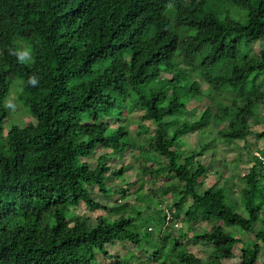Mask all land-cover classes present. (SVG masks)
<instances>
[{"label": "trees", "instance_id": "1", "mask_svg": "<svg viewBox=\"0 0 264 264\" xmlns=\"http://www.w3.org/2000/svg\"><path fill=\"white\" fill-rule=\"evenodd\" d=\"M263 78L264 0H0V264H258ZM12 79L14 116L32 121L7 128ZM249 137L262 148L243 147V185L224 177L225 153L201 190L210 166L200 152L212 143L235 153ZM192 139L198 148L186 149ZM97 147L110 152L92 167ZM127 150L138 162L136 192L149 189L142 212L95 198L126 175L108 162ZM168 194L167 205L151 206ZM79 209L100 214L92 223ZM182 215L191 238L170 233Z\"/></svg>", "mask_w": 264, "mask_h": 264}, {"label": "rangeland", "instance_id": "2", "mask_svg": "<svg viewBox=\"0 0 264 264\" xmlns=\"http://www.w3.org/2000/svg\"><path fill=\"white\" fill-rule=\"evenodd\" d=\"M262 81L264 82V78L262 79ZM19 84L18 80H14L12 79L9 83V98L6 101V105L9 107V118L7 119L6 122H4L5 127L9 128L13 123H17V125L19 127H23L24 123H27L28 121H32L29 117H27L26 114H24V116H26V118L22 115H20L19 117L14 116V114H16V112L18 111V102L21 100L20 99V92L17 91V85ZM202 85V84H201ZM11 97V99H10ZM203 105L201 104V107ZM194 107L193 103H189L188 104V108L192 109ZM126 112L123 113V115L125 116ZM138 113H131L130 116L132 117V119H135L137 117ZM23 118V119H21ZM153 126V125H152ZM6 130V128H5ZM129 130L131 131V133H134L136 131V127L135 126H130ZM255 132H260L262 130V123L260 122L258 125H256L253 129ZM6 132V131H5ZM3 132V135L4 133ZM256 139H254V137H249L246 141L244 142H237L236 143V152H228L226 145L223 146H218L216 147V145L214 144H210V147L212 148L211 152H205V150H202L200 152L199 157H197L198 160H207L206 163H208V165L210 166L209 170V177L208 179L205 181V185L203 186V189L207 188L208 186H210L211 184H213L217 178L213 175V172L215 170H219L222 171L224 164L220 161V158L223 157L226 153L225 158L226 163L228 164V168L227 170H225L226 172H223L224 177H230V184L234 185V183L237 186H242V182L239 181V179H237L238 176L243 175L245 173H247L248 167L250 166V161L249 157L244 153L241 152L244 146H250L253 148L255 155L257 154L256 148L261 149L262 148V143L261 142H255ZM197 141L196 139H192L189 142L185 143V148L186 149H197L198 147ZM238 152H241V154H237ZM110 151H105L100 147H97L94 153V157L86 159V161L93 167L95 165V159L97 157H99L102 154L105 153H109ZM119 160L121 162H119ZM240 161V162H237ZM248 162V163H246ZM122 164L124 167L127 168V173L126 175H124L123 178L118 179V180H114V181H108L107 182V186L110 188V193L107 196H100V195H95V198H97L100 202H102V204H109L110 206L115 204V202H118L119 204H123V203H127L128 206L130 208H135L138 209L139 211H144V203L142 202V200L140 198L145 197L147 194H149V189L148 187H143V189H141V191L136 192V187H137V172H138V162L136 160V158L134 157V155L132 154L131 151L127 150L125 153L119 155L118 159L114 158L111 161L108 162V165L110 166L111 169H114L116 166ZM140 179V177H139ZM159 180V179H158ZM145 181V180H144ZM129 184H133L132 186H129ZM163 186H168L169 182H165L163 183ZM125 189L127 193H125L124 195H120V194H116L114 193L115 191H119L120 189ZM236 197H238L236 195ZM158 200L162 201V203H159ZM171 201V197L170 195H165L164 197H160L157 198L155 200L152 201L151 206L153 207H157V202L158 207L161 206H165V204L167 205L169 202ZM165 203V204H164ZM79 215H86L88 218H90L91 222L93 223L94 218L100 214V211H94V212H87L86 210L83 209H79L78 211ZM179 226L177 229L174 228V230H172L170 233L173 236H182V235H187L188 237H192V234L190 232V229L187 224V222H185V219L183 218V215L180 218L179 221ZM203 228V223H196L195 228ZM154 229V228H153ZM155 233H157L155 231ZM233 236H235L236 238L239 237L238 234L236 233H232ZM153 238H155V234L153 233ZM185 242V240L183 241ZM186 244V248L187 251H189L190 253H192L194 256L196 257H205L206 254L204 252L201 251L202 245H198V243H195L194 241H187L185 242ZM124 250L122 249V251L125 250H129L132 253H134L135 257H139L141 259H144L143 254H138L137 252H135V250L133 249V247L129 244V243H124ZM236 253V251H235ZM232 263H235V261L231 260ZM230 262V263H231ZM264 263V255L263 253H260L259 255V259H258V264H263ZM144 264H150V263H144Z\"/></svg>", "mask_w": 264, "mask_h": 264}, {"label": "clouds", "instance_id": "3", "mask_svg": "<svg viewBox=\"0 0 264 264\" xmlns=\"http://www.w3.org/2000/svg\"><path fill=\"white\" fill-rule=\"evenodd\" d=\"M19 58L21 60H24L26 57H29V52L28 51H21L20 53H18ZM32 85H36L39 83L38 79L36 77H32L29 81Z\"/></svg>", "mask_w": 264, "mask_h": 264}, {"label": "built area", "instance_id": "4", "mask_svg": "<svg viewBox=\"0 0 264 264\" xmlns=\"http://www.w3.org/2000/svg\"><path fill=\"white\" fill-rule=\"evenodd\" d=\"M178 225L177 224H175V227H177Z\"/></svg>", "mask_w": 264, "mask_h": 264}]
</instances>
